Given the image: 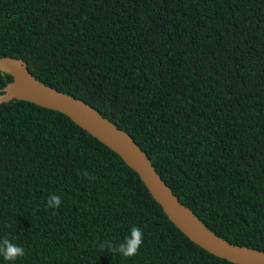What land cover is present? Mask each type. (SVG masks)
Wrapping results in <instances>:
<instances>
[{
	"label": "trees",
	"instance_id": "obj_1",
	"mask_svg": "<svg viewBox=\"0 0 264 264\" xmlns=\"http://www.w3.org/2000/svg\"><path fill=\"white\" fill-rule=\"evenodd\" d=\"M5 56L125 131L213 233L264 252V0H0ZM133 226L137 256L101 248ZM3 237L25 249L14 264H235L190 241L115 152L22 100L0 104Z\"/></svg>",
	"mask_w": 264,
	"mask_h": 264
},
{
	"label": "water",
	"instance_id": "obj_2",
	"mask_svg": "<svg viewBox=\"0 0 264 264\" xmlns=\"http://www.w3.org/2000/svg\"><path fill=\"white\" fill-rule=\"evenodd\" d=\"M0 72L12 77L0 89V104L22 100L66 115L137 173L167 218L190 241L210 254L235 264H264L263 251L230 243L208 229L175 195L134 140L89 104L40 82L22 59L0 57Z\"/></svg>",
	"mask_w": 264,
	"mask_h": 264
},
{
	"label": "clouds",
	"instance_id": "obj_3",
	"mask_svg": "<svg viewBox=\"0 0 264 264\" xmlns=\"http://www.w3.org/2000/svg\"><path fill=\"white\" fill-rule=\"evenodd\" d=\"M90 178V177H89ZM49 208H59L61 198L57 195H51L48 199ZM144 234L142 230L133 226L130 230V235L127 236L122 243H113L105 241L101 244V248L113 254H119L122 257L133 258L138 255L141 246L143 245ZM25 256V249L18 244H14L8 237L0 238V257L10 264Z\"/></svg>",
	"mask_w": 264,
	"mask_h": 264
}]
</instances>
